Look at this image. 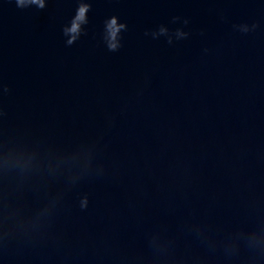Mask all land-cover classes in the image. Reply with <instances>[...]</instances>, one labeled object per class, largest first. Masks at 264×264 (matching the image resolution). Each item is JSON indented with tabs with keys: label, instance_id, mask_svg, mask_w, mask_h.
<instances>
[{
	"label": "water",
	"instance_id": "water-1",
	"mask_svg": "<svg viewBox=\"0 0 264 264\" xmlns=\"http://www.w3.org/2000/svg\"><path fill=\"white\" fill-rule=\"evenodd\" d=\"M0 264H264V0H0Z\"/></svg>",
	"mask_w": 264,
	"mask_h": 264
},
{
	"label": "clouds",
	"instance_id": "clouds-1",
	"mask_svg": "<svg viewBox=\"0 0 264 264\" xmlns=\"http://www.w3.org/2000/svg\"><path fill=\"white\" fill-rule=\"evenodd\" d=\"M26 2V0H19V3L24 4ZM38 3H40L41 6H43L44 0H37ZM85 8L81 7V9L79 10V19H82L84 16V12H85ZM112 24L115 25V19H113ZM163 31V29H162ZM183 34V33H182Z\"/></svg>",
	"mask_w": 264,
	"mask_h": 264
}]
</instances>
